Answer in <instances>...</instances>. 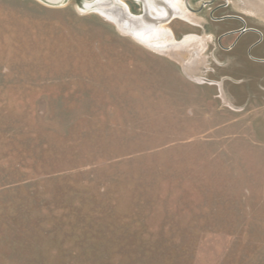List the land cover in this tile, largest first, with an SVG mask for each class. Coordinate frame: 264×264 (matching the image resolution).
<instances>
[{"label": "rangeland", "instance_id": "374dc122", "mask_svg": "<svg viewBox=\"0 0 264 264\" xmlns=\"http://www.w3.org/2000/svg\"><path fill=\"white\" fill-rule=\"evenodd\" d=\"M98 1L0 0V264H264V99L202 84L216 55L195 13L165 26L206 41L158 49Z\"/></svg>", "mask_w": 264, "mask_h": 264}, {"label": "crops", "instance_id": "0c3cea01", "mask_svg": "<svg viewBox=\"0 0 264 264\" xmlns=\"http://www.w3.org/2000/svg\"><path fill=\"white\" fill-rule=\"evenodd\" d=\"M165 4L172 10L168 2ZM229 4L231 1L211 7L208 21L195 12L198 24L211 35L207 48L213 40L216 55L215 67L206 70L210 79L204 77L202 84L216 89L215 97L222 98L224 104L241 108L264 99V18ZM223 6H230L229 12L214 16Z\"/></svg>", "mask_w": 264, "mask_h": 264}, {"label": "bare ground", "instance_id": "6f19581e", "mask_svg": "<svg viewBox=\"0 0 264 264\" xmlns=\"http://www.w3.org/2000/svg\"><path fill=\"white\" fill-rule=\"evenodd\" d=\"M165 1L168 2L172 10L168 7L167 4H165ZM259 1L264 2V0ZM142 3L145 4V8L148 9L150 15L155 17L156 19H159L160 21L156 22L155 20H147L141 17L140 14L138 15L133 13H130L132 15L130 17L128 16L129 19L125 18L124 16L120 17L123 8L116 6L113 1L111 2L109 0H99L97 7H95V10L99 12L102 16H104L106 19H109L110 21L115 23L119 30H121L123 33L129 34L130 36L134 37L139 42L145 45L155 48L157 47L158 49L168 45L190 47L192 45H195L197 41L203 42L206 41V39L208 38L205 36L201 37L196 35L187 41L178 42L172 39L171 34L168 33V29L166 28L165 24L169 21V18L171 16L175 17V15H179L182 17H192L190 15V12H187V10L191 11V9L187 6L184 0H143ZM124 8H126V6H124Z\"/></svg>", "mask_w": 264, "mask_h": 264}, {"label": "water", "instance_id": "95a60500", "mask_svg": "<svg viewBox=\"0 0 264 264\" xmlns=\"http://www.w3.org/2000/svg\"><path fill=\"white\" fill-rule=\"evenodd\" d=\"M47 1H49V2H51V3H58L60 0H58V1H56V0H47ZM141 1H143V0H141ZM159 1V0H158ZM113 2H114V4H117V2H118V0H113ZM117 6V5H116ZM120 7V6H119ZM120 8H122V6L120 7ZM141 15V17H143V18H145V19H147V20H155V21H160L159 19H153V17L150 15V13H149V11H148V9H146L145 8V4L143 3V12H142V14H140ZM122 16H124L125 18H128L129 19V17L131 16V15H129V11H128V9H122V14H121V16L120 17H122ZM129 16V17H128ZM131 20H132V18H131ZM162 20V19H161ZM130 21V20H129ZM134 21V20H133ZM142 21V20H141ZM131 22V21H130Z\"/></svg>", "mask_w": 264, "mask_h": 264}, {"label": "flooded vegetation", "instance_id": "af4514ba", "mask_svg": "<svg viewBox=\"0 0 264 264\" xmlns=\"http://www.w3.org/2000/svg\"><path fill=\"white\" fill-rule=\"evenodd\" d=\"M189 12H191V13H195V12H193V11H189Z\"/></svg>", "mask_w": 264, "mask_h": 264}]
</instances>
